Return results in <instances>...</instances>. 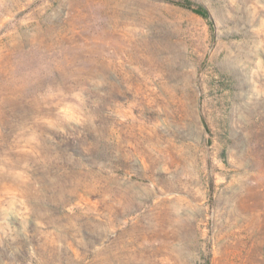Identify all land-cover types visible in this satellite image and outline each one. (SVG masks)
I'll return each instance as SVG.
<instances>
[{"label":"rangeland","instance_id":"rangeland-1","mask_svg":"<svg viewBox=\"0 0 264 264\" xmlns=\"http://www.w3.org/2000/svg\"><path fill=\"white\" fill-rule=\"evenodd\" d=\"M0 0V264H264V0Z\"/></svg>","mask_w":264,"mask_h":264},{"label":"trees","instance_id":"trees-1","mask_svg":"<svg viewBox=\"0 0 264 264\" xmlns=\"http://www.w3.org/2000/svg\"><path fill=\"white\" fill-rule=\"evenodd\" d=\"M171 3L189 10L205 19L211 20L209 9L201 1L198 0H170Z\"/></svg>","mask_w":264,"mask_h":264}]
</instances>
